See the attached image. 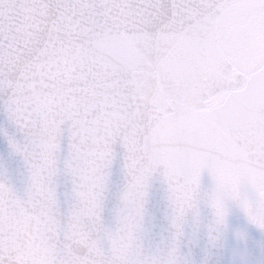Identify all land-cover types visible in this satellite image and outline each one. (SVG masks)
Segmentation results:
<instances>
[{
    "label": "water",
    "instance_id": "95a60500",
    "mask_svg": "<svg viewBox=\"0 0 264 264\" xmlns=\"http://www.w3.org/2000/svg\"><path fill=\"white\" fill-rule=\"evenodd\" d=\"M0 264H264V0H0Z\"/></svg>",
    "mask_w": 264,
    "mask_h": 264
}]
</instances>
